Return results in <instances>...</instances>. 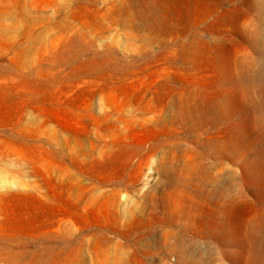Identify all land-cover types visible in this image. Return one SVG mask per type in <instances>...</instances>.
Wrapping results in <instances>:
<instances>
[{
  "label": "rangeland",
  "instance_id": "1",
  "mask_svg": "<svg viewBox=\"0 0 264 264\" xmlns=\"http://www.w3.org/2000/svg\"><path fill=\"white\" fill-rule=\"evenodd\" d=\"M264 0H0V264H264Z\"/></svg>",
  "mask_w": 264,
  "mask_h": 264
},
{
  "label": "bare ground",
  "instance_id": "2",
  "mask_svg": "<svg viewBox=\"0 0 264 264\" xmlns=\"http://www.w3.org/2000/svg\"><path fill=\"white\" fill-rule=\"evenodd\" d=\"M262 218L264 219V213H262V215H261V219H262Z\"/></svg>",
  "mask_w": 264,
  "mask_h": 264
}]
</instances>
